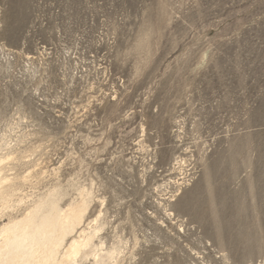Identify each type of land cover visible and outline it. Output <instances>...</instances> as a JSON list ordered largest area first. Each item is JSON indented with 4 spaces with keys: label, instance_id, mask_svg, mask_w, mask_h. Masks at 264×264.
Listing matches in <instances>:
<instances>
[{
    "label": "rangeland",
    "instance_id": "374dc122",
    "mask_svg": "<svg viewBox=\"0 0 264 264\" xmlns=\"http://www.w3.org/2000/svg\"><path fill=\"white\" fill-rule=\"evenodd\" d=\"M0 166L105 264H264V0H0Z\"/></svg>",
    "mask_w": 264,
    "mask_h": 264
},
{
    "label": "bare ground",
    "instance_id": "6f19581e",
    "mask_svg": "<svg viewBox=\"0 0 264 264\" xmlns=\"http://www.w3.org/2000/svg\"><path fill=\"white\" fill-rule=\"evenodd\" d=\"M6 181L0 178V264H84L89 251L94 264L113 259V251L101 255L94 244L97 229L83 226L87 198L62 208V194L51 192L18 215L11 205L15 190Z\"/></svg>",
    "mask_w": 264,
    "mask_h": 264
}]
</instances>
